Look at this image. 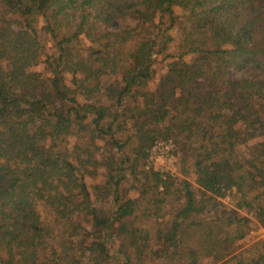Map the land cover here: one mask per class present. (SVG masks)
I'll list each match as a JSON object with an SVG mask.
<instances>
[{
	"label": "trees",
	"instance_id": "obj_1",
	"mask_svg": "<svg viewBox=\"0 0 264 264\" xmlns=\"http://www.w3.org/2000/svg\"><path fill=\"white\" fill-rule=\"evenodd\" d=\"M0 2V264H264V0Z\"/></svg>",
	"mask_w": 264,
	"mask_h": 264
},
{
	"label": "rangeland",
	"instance_id": "obj_2",
	"mask_svg": "<svg viewBox=\"0 0 264 264\" xmlns=\"http://www.w3.org/2000/svg\"><path fill=\"white\" fill-rule=\"evenodd\" d=\"M0 9H1V2H0ZM174 34H175V32H174ZM174 37H175V40L171 43V49L178 47V41H179L178 40V34H175ZM156 68H157V76L155 77L154 83H157V81L160 79V77L162 75H164L165 63H163L161 61L157 62ZM175 156H176L177 160L173 159L171 157V158L167 159V160H171V161H166L165 163H161L160 161H158V162L154 161V165L158 169L170 171V173H172L175 177H177V176L178 177H184L185 174H183V172L180 171V165H179V162H180L179 160L181 157H183V154L180 153V156H178V155H176V152H175ZM98 173H97V176H94L93 178L88 179L89 184L102 181V174L100 172H98ZM189 179H191V178H189ZM224 201L230 207H232L234 205V200L230 196H228L226 199H224ZM260 239H264V228L263 227H260L257 230L252 232L251 236L249 238H247L246 241L244 242L245 247L249 246L253 242L260 240Z\"/></svg>",
	"mask_w": 264,
	"mask_h": 264
},
{
	"label": "built area",
	"instance_id": "obj_3",
	"mask_svg": "<svg viewBox=\"0 0 264 264\" xmlns=\"http://www.w3.org/2000/svg\"><path fill=\"white\" fill-rule=\"evenodd\" d=\"M173 158L176 159L175 156V145L172 143V141H156L155 144L153 145L151 152H150V157H149V162L150 165H152L156 170H161L155 167L154 161L158 162L160 161L161 163H165L166 161H171L167 160L168 158ZM177 160V159H176ZM164 172H170L167 170H161Z\"/></svg>",
	"mask_w": 264,
	"mask_h": 264
}]
</instances>
